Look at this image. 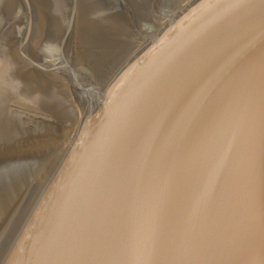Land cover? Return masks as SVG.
Here are the masks:
<instances>
[{"label": "water", "instance_id": "1", "mask_svg": "<svg viewBox=\"0 0 264 264\" xmlns=\"http://www.w3.org/2000/svg\"><path fill=\"white\" fill-rule=\"evenodd\" d=\"M0 264H264V0H0Z\"/></svg>", "mask_w": 264, "mask_h": 264}]
</instances>
